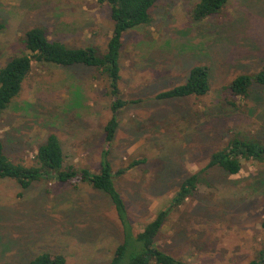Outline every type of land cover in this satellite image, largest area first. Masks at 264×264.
Wrapping results in <instances>:
<instances>
[{"label":"rangeland","instance_id":"1","mask_svg":"<svg viewBox=\"0 0 264 264\" xmlns=\"http://www.w3.org/2000/svg\"><path fill=\"white\" fill-rule=\"evenodd\" d=\"M200 0H160L149 26L122 39L119 127L109 161L136 233L165 210L183 182L233 137L264 142V87L247 98L224 90L236 77L264 67V0H228L217 15L195 21ZM0 68L24 53L35 27L71 48L104 54L113 33L110 9L98 0H0ZM207 66V95L158 100ZM104 75L84 66L34 64L20 95L0 118V140L14 162L32 166L50 134L65 166L98 172L104 128L112 117ZM142 161L123 175L117 173ZM264 164L245 162L230 175L201 176L195 193L176 207L158 246L186 264H250L264 252ZM123 241L110 198L87 184L40 182L23 190L0 180V264H27L62 255L66 264H109Z\"/></svg>","mask_w":264,"mask_h":264},{"label":"trees","instance_id":"2","mask_svg":"<svg viewBox=\"0 0 264 264\" xmlns=\"http://www.w3.org/2000/svg\"><path fill=\"white\" fill-rule=\"evenodd\" d=\"M159 1L98 0L101 5L109 7L113 22V33L104 54H100L93 46L71 48L61 42L51 41L44 28L35 27L27 31L21 39L25 47L24 53L13 57L0 68V118L20 95L34 64H51L62 68L84 66L95 69L105 76L109 95L113 99L112 117L104 128L105 145L98 172L66 167L62 144L56 134H50L38 149L32 166L12 161L5 154L4 145L0 140V180H13L23 190H28L40 182L75 185L80 183L106 194L111 200L123 233V241L114 250L109 264H186L164 252L157 243V238L173 210L195 193L201 182V176L209 169L221 168L230 175H236L243 169L245 162L264 164V142L248 137H233L225 148L211 156L209 164L201 172L193 174L183 182L168 208L158 212L140 232L134 231L127 204L115 185V175L109 155L119 127L118 113L127 105V102L120 97L119 85L122 39L127 32L152 23L151 10ZM227 1L200 0L192 9L191 16L195 21H204L219 14ZM4 29L5 24L0 22V31ZM254 85L264 87V67L256 74L236 77L224 87V90L236 97L247 98ZM210 88L209 68L200 65L191 69L185 83L159 93L156 98L170 100L201 97L207 95ZM140 163L142 161L132 162L117 175H123ZM262 228L264 229V219ZM27 264H66V258L62 255L42 253ZM250 264H264V252Z\"/></svg>","mask_w":264,"mask_h":264}]
</instances>
